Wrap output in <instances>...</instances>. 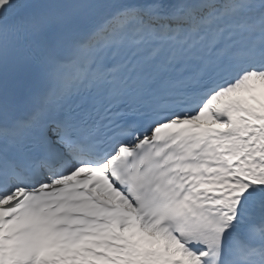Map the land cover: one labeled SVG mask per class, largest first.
Returning a JSON list of instances; mask_svg holds the SVG:
<instances>
[{
  "label": "snow or ice",
  "instance_id": "snow-or-ice-1",
  "mask_svg": "<svg viewBox=\"0 0 264 264\" xmlns=\"http://www.w3.org/2000/svg\"><path fill=\"white\" fill-rule=\"evenodd\" d=\"M0 264H264V0H0Z\"/></svg>",
  "mask_w": 264,
  "mask_h": 264
}]
</instances>
